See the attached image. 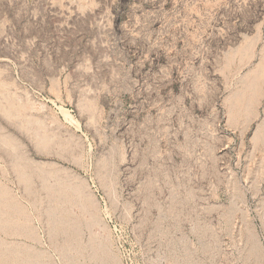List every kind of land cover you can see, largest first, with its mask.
<instances>
[{"label": "rangeland", "instance_id": "obj_1", "mask_svg": "<svg viewBox=\"0 0 264 264\" xmlns=\"http://www.w3.org/2000/svg\"><path fill=\"white\" fill-rule=\"evenodd\" d=\"M250 35L264 41V0H0V109L15 106L0 112V186L36 237L0 241L66 264L52 203L36 181L25 191L8 137L83 179L118 264H264V144L230 143L198 113L215 53Z\"/></svg>", "mask_w": 264, "mask_h": 264}, {"label": "bare ground", "instance_id": "obj_2", "mask_svg": "<svg viewBox=\"0 0 264 264\" xmlns=\"http://www.w3.org/2000/svg\"><path fill=\"white\" fill-rule=\"evenodd\" d=\"M7 100L9 101V98ZM3 102L5 103L6 99ZM14 108L15 106L12 104L7 106L5 104V107L1 108L3 109V113L1 114L5 115L7 119H11L13 116V110H15ZM1 109L0 112H2ZM18 113L21 114L20 112ZM19 114H17V116H19ZM27 121L29 122V120H26V123ZM37 124L40 125L39 123ZM22 129L24 131V128ZM48 137L50 138V136ZM48 137L46 134L43 135L38 132L36 134V145H38V147H46L47 149L46 145L49 140ZM1 143L5 145L6 148L10 149V151H8L13 158V171L16 173L15 175H17L19 182L23 185L25 191L28 194H32V190H34L33 181H36L39 183L46 199L52 203L45 209L46 221L49 226L51 237L64 239L63 243L58 246V250L66 264H118L115 260L116 258H114L108 251L106 244L99 241L96 238L97 235L95 236L96 232H93L94 228L102 227L103 223L98 217L94 198L87 190L83 179L67 168L46 164L49 168L43 170L42 166L40 167L31 161L23 159L24 157H22L23 155L20 152L21 149H19L18 144L8 137H6L5 140H2ZM101 166L102 168L107 169V162L102 161ZM100 182L104 188H107H105V190H110L109 188L112 185H110V181L106 175H104V178L102 177L100 179ZM72 210H75L74 213L79 214L82 217V223L90 234L85 242H82L84 239L80 238V225L82 223L80 224L75 216L73 217ZM28 217L27 212L19 206L18 202L12 197L10 192L5 187L0 186V231L11 234H25L29 238L35 239L36 237L34 236L33 229L27 225ZM0 264L47 263L44 255L35 251V249L23 247L14 243L7 244L0 241Z\"/></svg>", "mask_w": 264, "mask_h": 264}, {"label": "crops", "instance_id": "obj_3", "mask_svg": "<svg viewBox=\"0 0 264 264\" xmlns=\"http://www.w3.org/2000/svg\"><path fill=\"white\" fill-rule=\"evenodd\" d=\"M263 57L264 41L246 36L217 51L208 65L212 73L208 69L203 77L207 79L206 86H202L206 106L198 113L205 115L207 126L215 127L220 122L224 139L230 143L264 144ZM194 112L191 109L189 116Z\"/></svg>", "mask_w": 264, "mask_h": 264}]
</instances>
